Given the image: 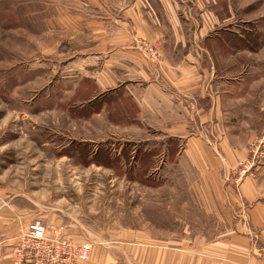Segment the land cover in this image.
I'll return each instance as SVG.
<instances>
[{"label":"rangeland","instance_id":"obj_1","mask_svg":"<svg viewBox=\"0 0 264 264\" xmlns=\"http://www.w3.org/2000/svg\"><path fill=\"white\" fill-rule=\"evenodd\" d=\"M149 1L178 2L183 29L209 32L217 131L246 154L228 179L237 194L248 177L264 205V0ZM131 2L146 0H0V196L72 241L136 235L196 256L228 231L200 203L198 172L174 165L180 141L146 131L127 84L100 94L91 78L111 16Z\"/></svg>","mask_w":264,"mask_h":264},{"label":"crops","instance_id":"obj_2","mask_svg":"<svg viewBox=\"0 0 264 264\" xmlns=\"http://www.w3.org/2000/svg\"><path fill=\"white\" fill-rule=\"evenodd\" d=\"M178 11V2L146 0L131 2L118 16L112 13L110 30L100 31L109 39L93 52L91 78L100 94L127 84V95L138 106L137 120L146 131L180 141L174 149V165L180 166L185 159L198 172L195 179L204 188L200 203L228 232L196 256L191 249L156 252L136 235L96 242L89 259L79 264H264V205L248 177L233 180L237 194L228 179L246 154L233 149L217 131L215 68L203 43L209 32L183 29ZM142 42L158 47L160 62L144 56ZM160 145L170 149L169 144ZM35 218L16 201L0 196V264H31L19 262L13 250L19 235ZM254 230L259 233L252 240L249 231Z\"/></svg>","mask_w":264,"mask_h":264},{"label":"built area","instance_id":"obj_3","mask_svg":"<svg viewBox=\"0 0 264 264\" xmlns=\"http://www.w3.org/2000/svg\"><path fill=\"white\" fill-rule=\"evenodd\" d=\"M147 50L151 54L150 61L154 62L157 52L146 48L143 49L145 54ZM240 165L245 167L241 173L246 174L249 164L240 162ZM91 250L92 244L76 243L56 232H50L42 221L36 220L19 235L13 254L21 263L79 264L89 259Z\"/></svg>","mask_w":264,"mask_h":264},{"label":"trees","instance_id":"obj_4","mask_svg":"<svg viewBox=\"0 0 264 264\" xmlns=\"http://www.w3.org/2000/svg\"><path fill=\"white\" fill-rule=\"evenodd\" d=\"M169 153H170V157H173L176 152L174 151L173 153V151L172 152L169 151Z\"/></svg>","mask_w":264,"mask_h":264}]
</instances>
